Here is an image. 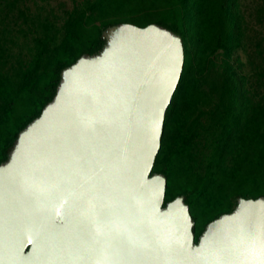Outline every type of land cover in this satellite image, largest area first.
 Returning a JSON list of instances; mask_svg holds the SVG:
<instances>
[{"label":"water","instance_id":"obj_1","mask_svg":"<svg viewBox=\"0 0 264 264\" xmlns=\"http://www.w3.org/2000/svg\"><path fill=\"white\" fill-rule=\"evenodd\" d=\"M62 74L0 165V264H261L264 196L241 198L196 242L183 195L152 173L185 68L183 38L122 22ZM255 222V234L247 229Z\"/></svg>","mask_w":264,"mask_h":264},{"label":"trees","instance_id":"obj_2","mask_svg":"<svg viewBox=\"0 0 264 264\" xmlns=\"http://www.w3.org/2000/svg\"><path fill=\"white\" fill-rule=\"evenodd\" d=\"M182 36L185 68L154 173L202 230L241 198L264 196V0H0V165L40 116L63 71L100 53L113 25Z\"/></svg>","mask_w":264,"mask_h":264},{"label":"snow or ice","instance_id":"obj_3","mask_svg":"<svg viewBox=\"0 0 264 264\" xmlns=\"http://www.w3.org/2000/svg\"><path fill=\"white\" fill-rule=\"evenodd\" d=\"M247 229H248L249 234L253 235L254 237L256 229H255V222L253 220L248 221ZM260 255L264 257V241H261ZM261 264H264V259L261 260Z\"/></svg>","mask_w":264,"mask_h":264},{"label":"rangeland","instance_id":"obj_4","mask_svg":"<svg viewBox=\"0 0 264 264\" xmlns=\"http://www.w3.org/2000/svg\"><path fill=\"white\" fill-rule=\"evenodd\" d=\"M202 225L203 224L200 221H197V223H196V235H198L200 233V231L202 230V228H203Z\"/></svg>","mask_w":264,"mask_h":264}]
</instances>
